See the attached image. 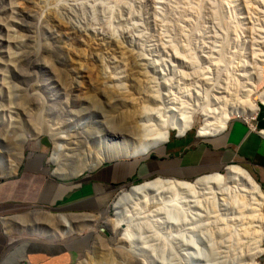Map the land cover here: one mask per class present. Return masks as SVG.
<instances>
[{"label":"rangeland","instance_id":"1","mask_svg":"<svg viewBox=\"0 0 264 264\" xmlns=\"http://www.w3.org/2000/svg\"><path fill=\"white\" fill-rule=\"evenodd\" d=\"M244 94L264 95V0H0V176L16 172L26 159L42 152L53 176L79 178L92 169L72 177L66 171L78 159L92 161L97 148L107 149L102 139L97 142L90 134L91 143L70 146L73 158H66V171L60 170L51 159L55 141H63L72 126L93 124L102 130L110 122L108 128L115 124L114 132L104 130L100 135L117 140L130 135L131 127L122 128L121 123H130L134 114L157 120L160 114L179 107L178 113H195L189 129L199 131L205 121L200 105L208 103L217 113L213 114L217 121L228 105L232 110L235 101L236 106L246 103ZM260 102L257 100L264 110ZM248 116L236 114L233 118L248 119L251 124L258 118ZM27 135L29 139L20 146L17 136ZM22 148L24 158L16 168L13 162L19 161ZM119 157L125 156L111 154L102 163ZM231 163L217 172L226 175ZM121 193L105 214H90L100 216L95 228L82 227L91 224L90 218L77 228L72 223L75 231L67 237L88 239L72 264H81L86 258L89 264H136L119 243L123 229L113 232L114 222L121 220L132 228L137 245L154 251L155 256L145 264H173L171 254L177 257V264H188L185 253L193 249L185 243L177 241L172 250H162L172 240L160 226L163 217L159 213H143L140 200L125 201L115 208ZM211 194H180L178 203L186 218L210 220L207 223L217 227L227 223L229 231L240 228L242 218ZM39 211L58 213L35 209L13 217L15 226L9 218L6 230L22 231V236L33 240L62 239L58 222L49 221ZM141 213L156 225V231H148ZM214 219H220V224ZM244 240L247 248L253 245L251 239ZM194 247L207 255L203 237H195ZM259 260L264 263V253ZM192 264L202 262L194 258Z\"/></svg>","mask_w":264,"mask_h":264},{"label":"bare ground","instance_id":"2","mask_svg":"<svg viewBox=\"0 0 264 264\" xmlns=\"http://www.w3.org/2000/svg\"><path fill=\"white\" fill-rule=\"evenodd\" d=\"M122 88L125 89L124 87ZM244 95H246L247 98L245 99L247 101L246 103L242 101L240 102V105L236 106L238 102L235 101L234 104L232 103V110L231 108L228 109L230 106L228 105V107H225L223 111L222 118L217 121L213 120V114L216 112L214 109H212V107H210L208 103L203 106L200 105L199 108L202 110V115L204 116L205 121L198 133L203 136L219 133L226 128L228 122L236 114H247L249 115V118L254 119V116L260 114L259 112L262 111V108L260 110L257 100H260V103L264 106V95ZM222 97L225 98L224 96ZM249 97H251V101L249 100ZM179 111V107L171 108L168 110L167 114H160L157 120H153L149 117L141 118V116L134 114L130 123H121L123 125L122 128H124L126 125L131 127L129 128L130 135H124L123 137L118 138L119 140H111L107 137L104 138V135H100L104 130H111L114 132L115 124L113 127L111 125L110 128H108L110 122L108 123L109 125L104 126L102 130L95 128L93 124L87 125L84 123L83 125L79 124L72 126V129L69 130H71L70 132L73 133H68L71 138H69L68 134H65V136H62L63 139L65 138L63 141H55L56 151H53L54 153L51 159L60 165V170L66 171L67 169L64 167V164H66L65 162H68L66 161V158H73L70 154L73 151V148L70 146L73 144L79 147L83 142L91 143V138L88 136L90 134L92 138L93 136L96 137L97 142H100V139H102V146H104V148L110 152V156L106 154L107 151L100 150L99 147L97 148L98 150L94 152V158L92 161L91 159H78L76 166L71 167V171H66L65 175L67 177L78 176L88 168L93 169L107 158H111V154L137 156L146 153L151 148L167 140L171 133V129L177 130L178 133H184L192 127L193 123L195 122V113L191 115V113L186 114L182 111L181 113H178ZM247 120L248 119H246V121ZM248 122L251 121L248 120ZM77 129H81V132L79 134H74ZM93 130H96L97 132H95L97 134L94 133ZM117 134L115 135L117 136ZM28 139L29 136L27 135L17 136L16 140H18V143L21 146ZM19 154V161H17V163L13 162V166L16 168L20 166L24 158V148H22V151L19 152ZM196 191L199 193L205 192V195L207 194L206 197H209L210 195L212 196L211 193H213L215 197L220 199L222 203L230 205L233 208V211L242 218V221L240 222L241 227L237 228V230L234 229L229 231L227 223L225 225L221 220L222 224H220V219H217L218 221L214 219L220 224V226L218 224L219 227L216 225L212 226V224L210 225L211 222L208 220V218V221H204L210 223L203 222L202 220L196 221L193 219H187L184 208L178 203V198L180 194L190 196L196 194ZM121 192L122 193L119 195L117 201L114 203L115 208L122 202L126 203L127 201H132L137 203V201L140 200L142 204L141 207L144 210L143 213L146 211H156L163 217V222H161L160 226L162 229L165 228L163 229L165 230L164 233H168L167 238L172 240L171 243L168 242L169 244H167L165 242L164 245H162V250L164 252L169 249L172 250L176 245V242L180 241L193 249L188 250L185 253V260L188 264H192V260L194 258H198L202 264H264L259 260L260 256L264 253V191L251 171L245 166L232 164V166L228 167L226 175L222 172H214L197 178L194 181L158 177L155 180L133 186L130 189L123 187ZM216 193H218V195H216ZM215 200L216 199H214V201ZM137 208L139 207L137 206ZM142 209L140 210L141 212ZM37 213H45L49 221L58 222V225L59 222L62 224L64 223V230H59L60 234H58V237L62 238L75 231L74 227L72 226L73 222V224L76 225L75 228H77L79 225L86 223L85 219L90 218V221H92L91 224L87 226L82 225L84 229H90L96 227V222L100 217H95L96 215L91 216L90 213L78 214L60 212L59 214H55L53 212L47 211H39ZM72 216L74 217L71 219ZM142 216L144 217V215ZM141 219H145L143 220V223L146 222L148 224V231L152 232V230L156 229V225L154 226L150 222V224L148 223L149 220L146 218V215L144 218L141 217ZM121 221L114 222L113 232H116L118 228L123 229V233H121L119 240V243L123 244V251H125V253L136 262V264H145V260L151 259L150 257L155 256L154 251L152 250V252H149L150 250L148 251L145 246L141 247L137 245V243L134 241L135 239L132 233V228H129L130 226L128 227V225H126L128 223ZM4 223L8 226L9 219L5 218ZM208 224L210 226H208ZM137 226L139 225L137 224ZM143 228H145L144 225ZM168 229H171V231ZM238 231L240 234L236 235ZM160 234H162L161 231ZM197 235L205 239L208 250L206 256H204L194 247L195 237ZM244 238L251 239L253 245L250 246V248H247L249 245L245 243ZM232 247H234V249ZM170 257H172L175 261L173 264H177V257L174 254H171ZM89 263V258H86L84 262H81V264Z\"/></svg>","mask_w":264,"mask_h":264},{"label":"crops","instance_id":"3","mask_svg":"<svg viewBox=\"0 0 264 264\" xmlns=\"http://www.w3.org/2000/svg\"><path fill=\"white\" fill-rule=\"evenodd\" d=\"M259 113L254 124L232 118L209 136L173 131L146 153L102 163L79 178L53 176L42 152L30 156L16 172L0 176V264H72L88 244L87 237L33 240L7 231L6 217L15 226L13 217L35 209L103 215L121 188L154 176L195 180L239 162L264 191V110Z\"/></svg>","mask_w":264,"mask_h":264},{"label":"water","instance_id":"4","mask_svg":"<svg viewBox=\"0 0 264 264\" xmlns=\"http://www.w3.org/2000/svg\"><path fill=\"white\" fill-rule=\"evenodd\" d=\"M55 213V212H54ZM60 212H58V213H55V214H59ZM62 213H78V214H81V213H85V212H62ZM60 228H61V230H64V228H65V226H64V224H62V223H60L59 222V225H58ZM66 236H68V235H66ZM65 236V237H66Z\"/></svg>","mask_w":264,"mask_h":264},{"label":"clouds","instance_id":"5","mask_svg":"<svg viewBox=\"0 0 264 264\" xmlns=\"http://www.w3.org/2000/svg\"><path fill=\"white\" fill-rule=\"evenodd\" d=\"M124 187H125V186H124ZM121 189H122V188H121ZM121 189H120V190H121ZM120 190H119V192H120Z\"/></svg>","mask_w":264,"mask_h":264}]
</instances>
